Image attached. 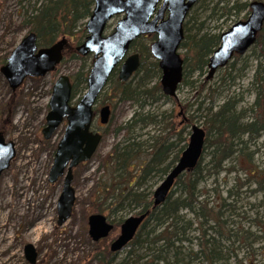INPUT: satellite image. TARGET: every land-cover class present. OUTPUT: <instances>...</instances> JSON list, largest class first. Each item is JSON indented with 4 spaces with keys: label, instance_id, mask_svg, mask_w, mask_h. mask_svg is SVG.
Listing matches in <instances>:
<instances>
[{
    "label": "trees",
    "instance_id": "obj_1",
    "mask_svg": "<svg viewBox=\"0 0 264 264\" xmlns=\"http://www.w3.org/2000/svg\"><path fill=\"white\" fill-rule=\"evenodd\" d=\"M255 1L264 3V0H199L197 5L202 4V8L205 6L206 10L210 8L213 15L210 18L217 16L223 20L221 26L214 28H210L208 22L198 15L197 5L190 12L184 25L185 38L181 45L184 50V74L179 89L182 86L192 88L196 92L193 103L183 104L177 97H169L163 93L159 62L150 52L155 35L140 37L132 44V52L140 55L141 63L139 70L128 82L120 81L116 72L110 77L101 94L102 105L109 101L115 108L119 103L131 102L136 108L132 117L118 129V132L124 133L123 141L112 148L105 161L109 177L105 179V174L96 190V203L100 204L96 208L97 214H102L105 207V212L108 211L110 217L127 210H136V214L149 212V215L130 243V251L120 262L119 254L112 253L109 246L102 247L101 242L95 244L92 255L98 263L141 264L143 259L136 260L135 252L142 248L147 253L144 264H224L230 258V251L234 250L226 242H231L235 237L241 248L248 252L243 260H237V264H264V259L259 261L256 254L259 251L264 257V245L258 246L262 243L264 234H257L258 231L264 233L263 222H258L261 228L252 232L251 229L244 230L240 227L233 229L228 221L227 210L233 215L236 209L231 200L240 194L238 191L233 194L237 185L229 189L226 197L221 196L219 187L208 190L203 185L207 176H218L222 172L223 164L236 154V142L242 136L264 131L263 93H257L250 108L259 119L249 125L240 124L243 113L237 111L235 95L222 104H217L223 97L220 89H224L228 82H235L237 77L234 73L237 72V61L241 56H235L233 62L225 68L229 72L222 76L218 86L212 84L213 78L207 79L209 58L221 43L224 25L245 19L241 15L246 11L250 12ZM32 2L33 0H28L29 6L23 13V23L30 32L37 35L40 47H50L64 37L72 38L78 44L85 40V24L92 14L94 0H36L31 4ZM254 46L264 59V28ZM71 57L83 60L82 69L71 76L74 100L87 87L93 57H83L73 51L65 56L64 61ZM262 67L264 65L260 63L255 71L253 84L260 85L263 92ZM169 104L171 108H165ZM194 106H197L196 110L186 116V112H190ZM6 108L9 109V105ZM177 108L183 111V123ZM203 119V127L207 131L204 153L213 149L210 153V166L208 164L207 167H202V157L195 170L185 173L177 180V189L170 193L167 201L161 207L153 208V193L145 187L147 182L151 178L161 182L168 175L188 145L191 126ZM212 134L216 136L213 142L210 141ZM255 178L258 179V176ZM258 183L260 190H264V182ZM242 187L238 186L240 189ZM210 192L214 195V201L210 200ZM111 222L117 228L123 221ZM195 225L194 231L199 235L197 243L188 238L189 230ZM234 245L235 242L232 246Z\"/></svg>",
    "mask_w": 264,
    "mask_h": 264
},
{
    "label": "rangeland",
    "instance_id": "obj_2",
    "mask_svg": "<svg viewBox=\"0 0 264 264\" xmlns=\"http://www.w3.org/2000/svg\"><path fill=\"white\" fill-rule=\"evenodd\" d=\"M34 1L36 0L31 4H34ZM28 6V0H0V132H3L7 140L12 141L16 148V157L11 167L0 177V264H31L25 256V247L28 244L33 245L38 254L36 264H97L98 261L93 259L92 255L95 243L89 236L88 218L93 213H98L96 208L100 204L96 203L95 194L101 178L107 174L105 161L112 148L124 139V133L118 132V129L132 117L136 106L131 102L119 103L114 108L112 120L108 125L101 126L97 121L94 129L104 135L103 141L93 158L74 170L75 209L71 219L65 225L58 226V201L62 193L63 181L51 184L49 176L55 149L63 136L64 127H61L50 140L44 139L42 131L46 126L54 84L62 75L73 76L78 73L82 69L83 60L72 57L66 59L56 71L43 78H28L16 92H12L1 73V68L11 52L30 31L23 23V13ZM202 6V4L196 6L202 20L207 21L210 28L221 26L223 20L217 16L210 18L213 16L210 8L206 10L207 8ZM248 14L249 12L246 11L241 17L246 18ZM118 19L119 17H116L111 21L109 29H113ZM231 25L232 21L224 25V30ZM67 40L69 44L65 56L76 51L78 45V42L72 38ZM183 53L184 50H181L182 56ZM237 62V72L234 73L237 78L234 83L228 82L224 89H220L223 91V97L217 104H222L235 95L238 102L237 111L243 113L240 124L249 125L259 119L256 112L250 111V108L258 96L257 93L264 94L260 85L253 84L255 71L260 63L264 65V59L260 56L259 49L254 46ZM225 68L219 70L213 78L214 86H218L222 76L229 72ZM260 71L264 78V68H260ZM195 95L196 92L187 86H182L178 91V99L183 104L193 103ZM78 99L79 97L75 102ZM108 102L106 104H110ZM262 103L264 104V96ZM7 105L9 109L6 108ZM101 105L100 101L98 109ZM196 107L186 112V116L192 114ZM165 108H171V104L166 105ZM203 123L204 119L198 124L204 126ZM214 140L216 136L212 134L210 141ZM236 144L237 152L223 164L222 172L218 176L210 177L205 174L207 178L203 185L208 190L219 187L223 197L228 195L229 189L237 185L233 194L237 191L240 194L231 200L236 205V209L233 215L227 210L228 221L233 229L240 227L256 232L259 227L261 228L258 222L261 221L264 225V190H260L258 183V181L264 182V131L260 130L258 134H246ZM212 151L213 149L210 148L204 153L202 167H207L208 164L210 166ZM256 176L258 179L255 178ZM108 177L107 174L105 179ZM159 184L158 179L151 178L145 187L154 193ZM239 185L243 187L240 189ZM176 189L175 186L173 190ZM210 196V200L214 201L212 192ZM105 210L104 207L102 214L114 222L125 221L138 212L127 210L110 217L109 212ZM188 218L192 219V216ZM40 225H44V228L38 239V235L31 231ZM195 227L196 225L189 230L188 238L197 243L199 235L194 231ZM119 233L120 227L115 228L109 238L101 241V246H110ZM257 234L264 233L258 231ZM234 242L235 245L232 246ZM261 242L259 247L264 245V237ZM226 245L234 250L230 251V258L224 264H237V260H243L248 255L235 237L231 242H226ZM130 249L127 246L119 253V262L126 257ZM146 254L144 249H136V260L142 258L140 263L144 264ZM256 254L259 256L257 259L263 261L264 257L260 255L261 253L258 251Z\"/></svg>",
    "mask_w": 264,
    "mask_h": 264
},
{
    "label": "water",
    "instance_id": "obj_3",
    "mask_svg": "<svg viewBox=\"0 0 264 264\" xmlns=\"http://www.w3.org/2000/svg\"><path fill=\"white\" fill-rule=\"evenodd\" d=\"M198 2L199 0H94V9L86 24L88 36L76 48L82 56L92 54L94 57L87 78V90L74 105L71 79L67 75L60 76L53 86L50 110L42 131L44 139L50 140L65 125L49 178L52 184L63 181L58 201L59 226L67 223L73 215L76 201L74 169L90 161L103 140V135L93 129L96 119L94 108L110 76L119 69V79L129 81L140 68L139 55H128L132 44L141 36L155 34L157 38L150 51L159 61L163 93L176 97L183 80L184 60L180 48L184 40V23ZM117 16L122 17L113 31L106 34L108 25ZM263 28L264 3L254 2L247 19L235 23L221 35V44L209 60L208 78L226 67L235 55H245L256 43ZM68 44L69 41L63 38L50 47L40 48L35 33L26 35L1 68L11 91L19 89L27 78L44 77L54 72L62 63ZM111 112L110 106L101 109L99 117L102 125L109 123ZM205 141L206 131L194 124L186 149L153 194L155 208L167 201L180 176L196 169L204 152ZM15 156L14 143L7 141L5 135L0 133V177L10 168ZM147 216L148 213H144L127 218L120 227L119 236L111 243L110 251L119 254L126 248ZM88 225L93 242L108 238L114 229L113 224L102 214L89 216ZM25 256L31 264L36 263L37 253L32 245L25 247Z\"/></svg>",
    "mask_w": 264,
    "mask_h": 264
},
{
    "label": "bare ground",
    "instance_id": "obj_4",
    "mask_svg": "<svg viewBox=\"0 0 264 264\" xmlns=\"http://www.w3.org/2000/svg\"><path fill=\"white\" fill-rule=\"evenodd\" d=\"M43 228H44V225H40V226L34 228L31 232H34L35 235H38V239H39L40 238L39 237L40 232L43 230ZM38 239H35V240L37 241Z\"/></svg>",
    "mask_w": 264,
    "mask_h": 264
},
{
    "label": "flooded vegetation",
    "instance_id": "obj_5",
    "mask_svg": "<svg viewBox=\"0 0 264 264\" xmlns=\"http://www.w3.org/2000/svg\"><path fill=\"white\" fill-rule=\"evenodd\" d=\"M103 106H105V105H103ZM103 106H101L100 107V109H98V106H97V108H96V112H97V114L101 111V108H103ZM111 107V106H110ZM112 108V107H111ZM179 116H180V118L182 119V120H184V118H185V116H184V114H183V111H180L179 112ZM182 122V121H181ZM183 123V122H182ZM37 253V252H36ZM37 257H38V254H37Z\"/></svg>",
    "mask_w": 264,
    "mask_h": 264
}]
</instances>
